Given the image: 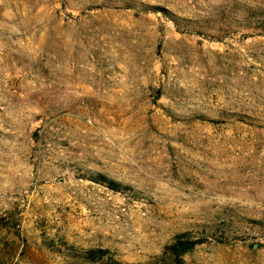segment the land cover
<instances>
[{"label":"rangeland","instance_id":"1","mask_svg":"<svg viewBox=\"0 0 264 264\" xmlns=\"http://www.w3.org/2000/svg\"><path fill=\"white\" fill-rule=\"evenodd\" d=\"M184 232L264 264V0H0V264Z\"/></svg>","mask_w":264,"mask_h":264},{"label":"trees","instance_id":"2","mask_svg":"<svg viewBox=\"0 0 264 264\" xmlns=\"http://www.w3.org/2000/svg\"><path fill=\"white\" fill-rule=\"evenodd\" d=\"M99 178H102L101 180L106 182L112 189H121V185L117 181L107 179L102 174L99 175ZM202 241V239L194 238L191 232H184L175 237L172 242L168 243L164 247L162 254L157 255L153 259L146 262L127 264H181L183 255L193 250ZM82 256L85 260L90 262H101L103 264H123L113 255H111L109 249L104 247L88 248L83 251Z\"/></svg>","mask_w":264,"mask_h":264}]
</instances>
